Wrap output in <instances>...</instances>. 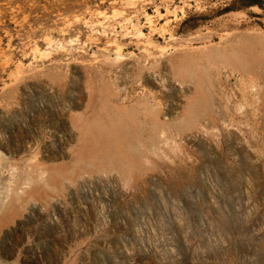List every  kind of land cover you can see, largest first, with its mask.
<instances>
[{"label":"rangeland","instance_id":"374dc122","mask_svg":"<svg viewBox=\"0 0 264 264\" xmlns=\"http://www.w3.org/2000/svg\"><path fill=\"white\" fill-rule=\"evenodd\" d=\"M251 1L0 0V263L264 264Z\"/></svg>","mask_w":264,"mask_h":264},{"label":"bare ground","instance_id":"6f19581e","mask_svg":"<svg viewBox=\"0 0 264 264\" xmlns=\"http://www.w3.org/2000/svg\"><path fill=\"white\" fill-rule=\"evenodd\" d=\"M0 262H1V259H0ZM5 262V261H4ZM0 264H4V263H0Z\"/></svg>","mask_w":264,"mask_h":264},{"label":"trees","instance_id":"16d2710c","mask_svg":"<svg viewBox=\"0 0 264 264\" xmlns=\"http://www.w3.org/2000/svg\"><path fill=\"white\" fill-rule=\"evenodd\" d=\"M253 2H255V0L254 1H251V3H253ZM256 3V2H255Z\"/></svg>","mask_w":264,"mask_h":264}]
</instances>
